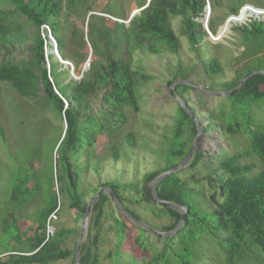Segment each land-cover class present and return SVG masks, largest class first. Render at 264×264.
Here are the masks:
<instances>
[{
    "label": "trees",
    "instance_id": "trees-1",
    "mask_svg": "<svg viewBox=\"0 0 264 264\" xmlns=\"http://www.w3.org/2000/svg\"><path fill=\"white\" fill-rule=\"evenodd\" d=\"M140 1L141 7H145L126 25L90 13L92 6L87 0H0V81L9 82L19 95L33 99L42 107L55 109L60 120L66 123L51 149L56 154L54 169L61 170L62 177L52 174L51 165L48 186L52 188L54 180L62 182L69 207L82 215L87 205L85 192L80 186V172L87 166H82L79 159L84 156L95 161L93 167L96 168L100 159L93 147L98 137L104 134L111 145V156L117 160V133L114 132L127 121L130 112H137L140 108L139 76L130 61L131 49L137 47L152 54L164 49L177 54L180 41L170 20L179 16L183 35L200 61L203 73L211 81L222 72L216 57L205 60L202 55L201 47L211 44L206 40L207 32L199 21L204 16L207 0ZM7 4L8 9L3 7ZM240 8L238 4L233 5L231 12L237 14ZM109 13L122 17L111 10ZM65 14L67 17L86 16V33L73 27L66 37L61 27V18ZM260 16L264 13L247 10L244 15L236 17L241 18L239 22L232 19L230 24H242ZM27 27L32 29L26 31ZM47 28L56 41L59 55L73 63L75 73H79L80 63L88 58V46L92 55L101 56L104 62H90L78 80L71 79L69 69L64 68L54 54L46 53L47 47L52 48ZM208 29L215 33L211 18ZM236 30L241 34L244 55L251 58L264 54V20H253ZM19 39L30 41L31 52L21 65L8 58L9 48H13ZM71 41L78 49L69 53L67 44ZM121 46L125 47L126 57ZM254 70L264 71V59L248 63L241 70L236 69L234 76L221 84L223 91L234 89L244 75ZM177 81V77H172L168 83ZM110 90V95L114 96L113 105L107 102ZM172 90L183 107L190 109L195 116L194 108L185 100L189 87L178 83ZM200 97L197 94L196 100L206 103L208 96ZM213 100L216 102L207 115L209 122L200 130L204 133L215 130L226 140L244 136L245 148L237 154H228L221 148L217 152H208L206 157L197 147L182 169L158 182L156 192L160 200L186 208L181 227L165 237L152 235L115 208L108 211L105 205L110 199L103 193L91 208L86 241L80 244L78 264H99L97 250L101 246V233L106 229L115 238L114 250L107 253L114 264H196L204 257L201 247L207 241L216 246L218 252L215 251V255L221 264H249L252 261L264 264V122L252 117V107L264 102V73L250 75L237 91ZM173 104L174 125L163 156L164 165L146 172L140 180L135 177L127 183L104 182L99 186L108 187L130 217L161 233L173 230L181 211L153 202L152 181L161 172L176 167L189 154L192 145L188 146L186 138H195L197 133L187 113L176 101ZM177 112L182 118L176 122ZM0 136L4 140L1 128ZM124 141L133 146V133L127 132ZM243 157L256 160L259 171L255 175L248 174L254 165L239 162ZM39 174L23 168L18 170L11 181L8 201L23 203L29 192L40 188ZM97 191L95 188L94 193ZM52 195L51 203L41 212L40 223L35 228L37 234L24 244L28 246L22 250L13 247L1 253L0 264H49L69 256L73 262L76 244L73 250L60 247L66 230L54 229L52 234L47 231V219L55 212L59 201L58 193ZM137 208L157 218L166 216L168 221L163 219L156 230V224ZM13 222L16 224L15 219ZM9 224L10 221L5 220L3 231H7ZM16 239L21 243L20 234Z\"/></svg>",
    "mask_w": 264,
    "mask_h": 264
},
{
    "label": "rangeland",
    "instance_id": "rangeland-1",
    "mask_svg": "<svg viewBox=\"0 0 264 264\" xmlns=\"http://www.w3.org/2000/svg\"><path fill=\"white\" fill-rule=\"evenodd\" d=\"M87 2L92 6L90 13L102 15L107 19L118 22H126L131 12L143 5L140 0H87ZM207 2L211 7L209 20L212 19L215 28V33H211L215 35V38H219V41L203 45L201 50L205 60L210 57L218 59L222 67L221 75L214 76L210 81L209 76L203 73L200 61L195 58L183 35L179 16L171 17L170 20L171 26L180 41V49L177 54H172L164 49L157 54H152L144 49L132 48L130 61L133 68L138 71L140 108L137 112H130L127 121L118 131L114 132L117 133L115 143L119 154L117 160H114L111 156V145L104 134L98 137L93 147L96 157L100 159L96 163V168L93 167L95 161H89L84 156L79 159L82 166H87L86 169H82L80 172V186L81 190L85 192L84 202L86 205L95 195L94 189L98 188L99 190L101 188L99 186L104 182L122 184L134 180L135 177L140 180L146 172L161 168L164 165L163 156L169 145L168 140L169 136L172 135L171 128L174 125L175 108L173 102L175 100L169 94V88L173 83H168L172 77H177L178 81L187 82L181 83L187 85L190 89L186 92L185 100L194 108L193 110L196 113L194 117H198L199 128H202L209 122L207 115L216 102V100H213L216 96H212V93L224 92L221 84L230 80L236 69L241 70L248 63L264 59L262 53L252 55L251 58L242 53L241 34L236 30L245 24L248 25L255 20L254 18L242 24L231 25V20L226 24L224 23L228 17L234 15L231 12L233 5L238 4L242 7L241 15H244L247 10L253 13H264V0H207ZM246 4L253 5L257 9ZM3 7L9 8L8 4ZM110 10L119 16L122 15V17L113 16L109 13ZM82 14L72 17H67L65 14L61 18L62 32L66 37L69 36L73 27L78 30L86 29V16ZM232 19L238 22L241 20V18L236 17ZM256 20H264V16H260ZM31 29L32 27H27L26 31ZM86 40L88 39L86 38ZM29 42V40H17L14 47L9 48V60L19 65L27 60L31 53ZM67 45H69L67 48L69 53L78 49L74 41ZM51 49L47 47L46 53H50ZM121 49L126 57L125 47L121 46ZM248 50L251 51V48L249 47ZM2 51L4 50L2 49ZM84 52L87 53L86 50ZM87 60L80 63L79 73L74 72L78 79L82 72L88 69ZM92 61L104 62L103 58L97 55H91L89 63ZM68 69L70 68L68 67ZM110 94L111 90L107 102L113 105L114 96ZM197 94H200L203 98L208 96V98L206 97V103L202 104L197 101ZM181 108L187 113V108V110L183 106ZM252 117L258 122H264V102L252 107ZM181 118L180 113L177 112L176 122ZM190 120L195 125L192 118ZM0 128L4 135V140L0 136V254L11 250L13 247L22 250V248L28 246L24 244L25 242L29 243L30 238L37 234L35 228L40 223L41 212L51 203L53 192L58 193L59 201L55 210L56 218H51L47 231L66 230V235L61 237L60 247L73 250L79 236L83 215L75 208L69 207V199L62 190V182L54 180L53 187L49 189L48 186L51 165L52 174L62 177L61 170L54 169L56 154L53 150L51 152L54 143L64 129L63 122L56 110L42 107L40 103L33 99L19 95L9 82L0 81ZM127 132H132L134 135L135 143L133 146L127 145L124 141V135ZM186 140L189 146L192 145L194 138L187 137ZM245 142L244 136H234L226 140L211 129L205 133L201 131L197 138L196 149L198 147L206 157L208 152H217L221 148L225 149L228 154H237L245 148ZM239 162L242 165H254L248 172L250 175H255L259 171V165L255 159L243 157ZM22 168L40 173V188L29 192L23 203H11L8 201L11 181L17 171ZM105 208L112 212L114 206L110 201L106 203ZM137 210L145 218L156 224V230H159V224L163 219L168 221L166 216L157 218L149 212L138 208ZM13 219L16 220V224H14ZM5 220L10 221L7 231H3L2 228ZM86 231L82 241H86ZM17 234H20L22 238L21 243L16 239ZM101 238V246L97 250L99 264H114L113 259L109 258L107 253L114 250L115 238L111 235L109 229L101 233ZM201 248H203L204 257L200 258V261H197L196 264H221L220 259L215 255V251L218 252L215 245L207 241ZM91 252H94L93 247H91ZM49 264H73L72 256ZM249 264L262 263L252 261Z\"/></svg>",
    "mask_w": 264,
    "mask_h": 264
},
{
    "label": "water",
    "instance_id": "water-1",
    "mask_svg": "<svg viewBox=\"0 0 264 264\" xmlns=\"http://www.w3.org/2000/svg\"><path fill=\"white\" fill-rule=\"evenodd\" d=\"M250 7H254L253 5H250V4H246ZM143 7H140L138 9H135L134 11L131 12L130 14V17L129 19L126 21V22H123L124 24H128L130 19L137 13H139L143 8ZM255 9H257V7H254ZM258 9H262V8H258ZM211 11V7L209 5V3L207 2L206 4V7L204 9V16L203 18L200 20V22L202 23L204 29L206 30L207 32V36H208V40L210 42H218L219 41V38H215L213 33H211V31L208 29V22H209V13ZM242 13V7L238 10V13L237 14H234V15H231L230 17H228L224 23L226 24L227 22H229L230 20H232L233 17H238L240 16ZM263 17V16H262ZM259 17H255L254 19H258ZM236 24V23H235ZM85 26H86V20H85ZM47 31H48V38H49V43L50 45L52 46V49L50 51V53L54 54L58 61L60 62V64L64 67V68H70L69 69V75H70V78L71 79H74V80H78V78L75 76L74 74V67L72 65L71 62H69L68 60H65L63 59L59 53H58V50H57V46H56V41L55 39L52 37L51 33L49 32V29L47 28ZM85 33L87 31V29L84 30ZM85 39H86V34H85ZM92 55V49L91 47L89 46V54H88V60H87V64H89V59ZM256 73H264L263 70H254V71H251V72H248L246 75H244L242 77V79L240 80L239 84L232 90L230 91H227V92H222V93H212V96H216V97H224V96H228V95H231L232 93H234L235 91H237L242 85L243 83L245 82V80L252 74H256ZM81 77V76H80ZM79 77V78H80ZM49 80L51 81V79L49 78ZM52 82V81H51ZM178 83H187L186 81H177L175 83H173L171 85V87L169 88V94L170 96L178 103L180 104L181 106L182 105V102L176 97V95L173 93V86L175 84H178ZM66 104V103H65ZM186 109V108H185ZM187 110V109H186ZM187 114L190 116V118H192L193 122H195V127H196V130H197V133L195 135V138H194V141L192 143V147H191V151L189 152V154L174 168H171L169 170H166L164 172H161L160 174H158L155 179L152 181V184H151V192H152V196H153V202L154 203H157L158 205L160 206H164V207H168V208H172V209H176V210H179L181 211V216H180V219L178 221V223L176 224V226L173 228V230L169 231V232H157L151 228H149L148 226L134 220L132 217H130L123 209L122 207L118 204L114 194L110 191V189L108 187H105V186H102L96 193L95 195L91 198L90 202L88 203L87 207H86V210L83 214V218H82V222H81V228H80V232H79V236H78V239H77V242H76V247H75V254H74V260H73V264H78L79 262V257H80V244H81V241H82V238H83V235L87 229V224H88V218H89V214H90V211H91V208L93 206V204L100 198V196L103 194V193H106L110 199V201L112 202L114 208L118 211H120L121 213H123L125 216H127L130 220H132L133 222H135L137 225L145 228L148 232H150L152 235H155L157 237H165V236H168L170 234H173L175 233L182 225L183 221H184V218H185V213H186V208L185 207H181L179 206L178 204L174 203V202H170V201H164V200H160L157 196V192H156V188H157V184L159 181H161L163 178L167 177L168 175L172 174V173H175L176 171L182 169L186 164L187 162L192 158L195 150H196V145H197V138L198 136L200 135L201 133V130L199 128V125H198V122H197V119L187 110ZM63 125L64 127L66 126V123L63 121Z\"/></svg>",
    "mask_w": 264,
    "mask_h": 264
},
{
    "label": "built area",
    "instance_id": "built-area-1",
    "mask_svg": "<svg viewBox=\"0 0 264 264\" xmlns=\"http://www.w3.org/2000/svg\"><path fill=\"white\" fill-rule=\"evenodd\" d=\"M55 92L57 93L56 90H55ZM51 218L52 219H55L56 218L55 212L51 213L49 215L48 219H47V229L49 228V224H50ZM52 233H53V231L51 232V231L48 230V234H52Z\"/></svg>",
    "mask_w": 264,
    "mask_h": 264
}]
</instances>
